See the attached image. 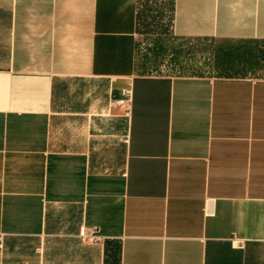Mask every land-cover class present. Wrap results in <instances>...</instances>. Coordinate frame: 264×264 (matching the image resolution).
<instances>
[{
    "label": "crops",
    "instance_id": "1",
    "mask_svg": "<svg viewBox=\"0 0 264 264\" xmlns=\"http://www.w3.org/2000/svg\"><path fill=\"white\" fill-rule=\"evenodd\" d=\"M0 264H264V0H0Z\"/></svg>",
    "mask_w": 264,
    "mask_h": 264
},
{
    "label": "rangeland",
    "instance_id": "2",
    "mask_svg": "<svg viewBox=\"0 0 264 264\" xmlns=\"http://www.w3.org/2000/svg\"><path fill=\"white\" fill-rule=\"evenodd\" d=\"M150 41L146 38L143 39L142 41V45H141V56L144 59V65L145 66H149V67H154V65H156L155 69L157 72L159 73H172V71H177V69L171 67L170 63H165V57H162V52L160 53V55L156 54L155 56H153L154 54H152L151 56L148 54L150 53V46H149ZM151 58H150V57ZM192 55H187L185 58V60L187 59L188 63H190L191 59L193 61V57H190ZM170 58L168 57V60ZM156 60H160L161 62L158 64L157 62H155ZM184 61V60H183ZM154 69V70H155Z\"/></svg>",
    "mask_w": 264,
    "mask_h": 264
},
{
    "label": "built area",
    "instance_id": "3",
    "mask_svg": "<svg viewBox=\"0 0 264 264\" xmlns=\"http://www.w3.org/2000/svg\"><path fill=\"white\" fill-rule=\"evenodd\" d=\"M130 93V92H129ZM127 114H130V110L127 112ZM80 235L83 240H90V241H98L101 240L102 237L99 234V231L96 228H90L87 226H82Z\"/></svg>",
    "mask_w": 264,
    "mask_h": 264
},
{
    "label": "trees",
    "instance_id": "4",
    "mask_svg": "<svg viewBox=\"0 0 264 264\" xmlns=\"http://www.w3.org/2000/svg\"><path fill=\"white\" fill-rule=\"evenodd\" d=\"M148 3V1H147ZM148 5L145 3L144 4V8L147 9ZM141 13V12H140ZM141 15V14H140ZM148 16V15H147ZM146 26H149V23L146 25ZM139 54L141 53V48L138 50Z\"/></svg>",
    "mask_w": 264,
    "mask_h": 264
}]
</instances>
